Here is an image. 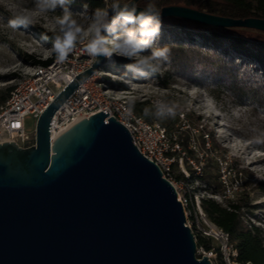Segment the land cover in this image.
<instances>
[{
    "label": "water",
    "instance_id": "water-1",
    "mask_svg": "<svg viewBox=\"0 0 264 264\" xmlns=\"http://www.w3.org/2000/svg\"><path fill=\"white\" fill-rule=\"evenodd\" d=\"M138 0L118 3L135 5ZM105 7L108 18L115 12ZM162 18L264 32V19H231L180 6ZM106 32L102 31L104 36ZM104 62L95 57L39 116L34 146L0 144V264H212L197 257L176 188L107 112L49 142V122Z\"/></svg>",
    "mask_w": 264,
    "mask_h": 264
},
{
    "label": "rangeland",
    "instance_id": "rangeland-1",
    "mask_svg": "<svg viewBox=\"0 0 264 264\" xmlns=\"http://www.w3.org/2000/svg\"><path fill=\"white\" fill-rule=\"evenodd\" d=\"M66 10L84 33L75 43L84 41L87 44L91 38L87 29L96 10L86 6ZM17 14L29 15L31 23L16 29L9 27L8 21ZM64 14L65 8L58 6L40 13L36 10V0H0V97L8 88L12 90L18 81L27 78L28 71L35 66L32 60H47L56 55L52 51L53 45L43 35H62L57 20ZM167 22L168 25H161L160 35L152 47L141 53V56H150L153 49L164 48L166 42L179 46L181 54L168 53L160 72L153 74L146 70L145 76H139L128 69V63L118 64V58L134 60L114 53L104 57L96 78L104 90L113 96L125 97L128 103H148L147 107L157 111L155 101L161 100L166 108L173 110L174 115H167L165 111L162 116H153L152 121L165 128L169 143L176 149L173 177L178 182V193L187 199V204H192L193 211L198 202L200 205L201 198L224 204L225 200L241 197L246 200V207L241 210L244 225L256 226L264 235V192L255 187L256 183H264V101L260 104L252 95L253 91L259 97L264 95V67L251 58L237 55L227 46L213 44L201 37V34L209 36L217 31L264 43V34L245 28L216 30L211 26H178ZM117 34H120L119 29ZM104 36L111 46L115 35L106 32ZM234 89H240L244 94L238 96ZM189 119L197 120L221 148L220 157L217 154L209 156L213 157V162H209L207 150L199 149L196 130L191 131L193 139L190 142L196 160L190 159L176 144L180 133L192 127ZM35 126L32 117L25 118L29 144L34 141ZM209 146L207 144L206 148ZM232 166L244 170L243 174L235 176ZM202 168L207 170L209 175L206 177L210 182L220 181L224 185L223 192H216L215 186L206 184L200 177ZM189 169L195 171L193 176ZM180 174L185 180L178 178ZM191 216L196 222L192 211ZM199 236L209 241V247L216 252L214 263L219 264V244L209 237ZM196 256L202 257V250L198 249Z\"/></svg>",
    "mask_w": 264,
    "mask_h": 264
},
{
    "label": "built area",
    "instance_id": "built-area-1",
    "mask_svg": "<svg viewBox=\"0 0 264 264\" xmlns=\"http://www.w3.org/2000/svg\"><path fill=\"white\" fill-rule=\"evenodd\" d=\"M101 1L106 7L116 0ZM94 60L95 58L86 51V43L79 41L74 43L73 51L63 63H57L55 56L47 65L33 67L27 78L18 81L7 99L0 104V144L14 142L21 148L34 146L35 129L34 141L29 144L30 136L24 127L25 118L30 116L37 123L39 116L53 102L56 95L79 74L89 69ZM110 93L98 82L96 72L79 83L51 117L49 142L81 119L105 110L108 114L105 121L113 117L119 122L130 134L138 152L158 166L162 177L177 190L178 182L173 177L177 153L173 144L169 143L165 128L156 121H148L143 116L136 115L125 97H116ZM177 197L185 208L186 226L189 227L195 241L198 235L216 241L219 244L217 253L222 264H251L237 262V250L230 242L229 235L208 221L199 202L196 210H192L196 217V222H193L191 219L189 221V216L192 217L191 212L186 210L187 199L181 197L178 191ZM198 249L215 264L216 252L211 247L208 249L197 247Z\"/></svg>",
    "mask_w": 264,
    "mask_h": 264
},
{
    "label": "trees",
    "instance_id": "trees-1",
    "mask_svg": "<svg viewBox=\"0 0 264 264\" xmlns=\"http://www.w3.org/2000/svg\"><path fill=\"white\" fill-rule=\"evenodd\" d=\"M129 0H124L122 3H126ZM121 3L119 0L112 2ZM149 4L154 5L155 9L160 11L163 7L166 6H180L186 7L190 9H194L200 12L207 13L209 15L226 17L231 19H246V18H257L264 19V0H138L136 5L143 9H146ZM60 8L71 9V8H81L82 6H86L91 10L104 9V4L101 0H70L68 4L64 7L57 5ZM167 21H171L173 24L178 26L185 25H194L200 26L203 28H207V26L202 24H197L194 22H190L183 19L178 18H162L161 25H168ZM171 23V25H172ZM170 24V23H169ZM207 30V29H205ZM217 30V28H216ZM253 32L263 33L260 31L248 29ZM43 37L52 45H54L55 36L51 33H47L43 35ZM202 38L212 42L213 44H222L227 46L230 50H232L237 55L245 56L247 58H251L255 60V62L264 67V43L263 42H252L248 41L244 37L237 36L235 34H223L220 32H211L209 36H204L201 34ZM165 47L169 49L170 52H178L181 54L179 46H172L166 42ZM47 60H32V64L35 66H45L52 61L55 57ZM119 65L123 63L132 64L135 61H124L119 59ZM34 66V67H35ZM154 74V73H153ZM123 87V85H122ZM236 90V94L238 96L243 95L240 89ZM10 88L6 90V93L0 97V102L3 103L7 97ZM253 97L262 104L264 101V95L259 97L257 92H252ZM0 103V104H1ZM148 103H139L135 105L133 103H128V105L132 108L133 112L136 115L143 116L146 120L152 121L153 116L156 115V109L152 107H147ZM148 109V114L145 115L144 110ZM167 113V112H166ZM167 115H169L167 113ZM189 123L192 124V127L185 133H180L176 144L180 145L183 153L190 156V159L196 160V154L194 149L191 148V139H193L192 130H196L198 133L197 142L200 150H207L206 155L209 157L214 154H221V148L215 143L213 137L210 133H207L204 129H202L201 125L198 124L197 120L191 121L188 120ZM206 136V137H205ZM207 138V139H206ZM207 144H210L208 148ZM184 156V155H183ZM207 158V157H206ZM209 162H213V157H209ZM207 160V159H206ZM208 162V160H207ZM206 167V166H205ZM202 172L200 177L206 182L208 186H215L216 192H223L224 185L219 181L210 182L206 176H208V172L205 169H201ZM232 170L235 176H240L243 174L244 170H239L237 167L232 166ZM190 176H193L195 171L193 169H189ZM218 177V176H216ZM178 178L184 179L183 175H179ZM185 180V179H184ZM256 189L264 192V183H256ZM200 208L204 213L205 217L208 219L216 227L220 228L224 232L229 235L230 242L237 250V262L239 263H251V264H264V235L260 229L256 226L252 225H244L242 212L241 210L246 207V200L241 197H236L234 200H225L224 204H220L214 201L211 198H201L200 199ZM186 210L192 211V204H187ZM193 220L192 217H190ZM196 245L197 247H204L206 249L209 248V241L205 240V238L201 236H196ZM220 257V255H219ZM221 264V260L220 263Z\"/></svg>",
    "mask_w": 264,
    "mask_h": 264
},
{
    "label": "clouds",
    "instance_id": "clouds-1",
    "mask_svg": "<svg viewBox=\"0 0 264 264\" xmlns=\"http://www.w3.org/2000/svg\"><path fill=\"white\" fill-rule=\"evenodd\" d=\"M70 0H36V10L40 13H46L54 10L57 5L64 7ZM115 15L109 19L108 13L102 9H97L92 16V23L87 29V35L91 38L86 44L87 53L95 58L97 56L111 57L114 53L120 57L134 60L128 65V69L145 76L146 70L151 73H158L162 69V64L167 60L169 49L155 48L150 56H141L145 50L152 47L156 38L161 32L160 12L154 5L149 4L144 11L137 12L135 5L129 7L125 4L120 7L118 3L112 5ZM31 23V17L25 14H17L8 21V26L16 29L20 26ZM61 26L62 35H57L54 39L52 51L56 54V62L63 63L70 52L73 51L74 43L78 37L84 33L82 27L78 25L75 19L65 9V14L57 20ZM133 25L132 27H129ZM118 29L120 34H117ZM108 32L115 35L111 46L101 32ZM156 115L162 116L165 111L174 115L171 108H166L161 100H156ZM129 111H131L129 109ZM145 115L148 109L144 110Z\"/></svg>",
    "mask_w": 264,
    "mask_h": 264
},
{
    "label": "bare ground",
    "instance_id": "bare-ground-1",
    "mask_svg": "<svg viewBox=\"0 0 264 264\" xmlns=\"http://www.w3.org/2000/svg\"><path fill=\"white\" fill-rule=\"evenodd\" d=\"M111 43V42H110ZM29 73L31 72V70L30 71H28Z\"/></svg>",
    "mask_w": 264,
    "mask_h": 264
}]
</instances>
